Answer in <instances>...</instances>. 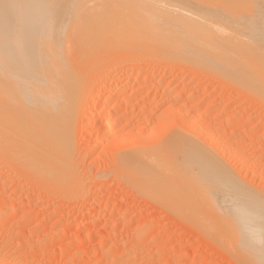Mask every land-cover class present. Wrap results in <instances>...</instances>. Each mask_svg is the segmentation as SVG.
<instances>
[{
  "label": "rangeland",
  "instance_id": "1",
  "mask_svg": "<svg viewBox=\"0 0 264 264\" xmlns=\"http://www.w3.org/2000/svg\"><path fill=\"white\" fill-rule=\"evenodd\" d=\"M43 1H41L42 7H44L43 4L47 5L49 0L46 1L47 3H43ZM79 1L74 2L72 0V2L70 1L63 5V7L66 5L68 7H64L65 9L67 8L63 13L64 18L68 20H76L78 17V15H76L78 10L82 13V10L87 12L85 10L90 8L88 11H91L92 13H90L94 14V8L98 7L95 9L98 11L100 9L99 6L103 7V5L100 4L99 6L97 4H91L93 1L87 2L82 0L80 3ZM203 1L204 0H200L198 4H200L199 7H201V11L204 13V15H214H207L209 18L208 20L212 21H208L206 17L205 21L207 23L205 21L204 22L206 24L210 22L211 24L214 20L215 22L219 21L218 23H220H217V27L215 23L211 24L215 30L211 27H208L211 25L208 24L207 26L205 24L206 28H210H207L208 31L206 28H204L203 30L205 32L207 31V33H213L214 31L216 32L215 34L213 33L215 36L217 33H219V36H217L221 38L223 42L229 40V36L238 35V31L236 30L238 26L236 25H239L237 24L239 19H237V16L240 18L241 14L237 13V11H235L233 8V2L235 3L237 0L232 2L233 5L226 0L227 4L229 3L230 5L228 6L231 8V10L233 8L232 11L234 13L236 12L237 15L236 18L231 16L232 19H230L231 17H228L227 15H232V13L231 10L228 9L229 7L224 5L225 3L220 4L221 6L224 5L223 7L227 6L226 9H228V12L226 14L224 11L225 8L222 7V9H224V13L222 12V9L220 11L221 6L218 8L219 3L216 4L218 9L214 6L213 10V8H210L211 5H208L209 8L207 5L204 6ZM207 1L209 2L214 0ZM51 2L53 3V1H49L48 5ZM55 3L51 4V8L47 7L51 9H48L49 13H46L45 11L41 13L42 7L40 5L38 6V4L34 5V7L37 8L38 6L40 8V17H46L45 19H49V17L54 16V7L57 6V3ZM69 3L75 5L70 6ZM211 3L212 2L208 4ZM215 3H213V5H215ZM47 8L45 6L42 11ZM75 8L78 9L76 10ZM250 9H252V7ZM72 10L74 12L76 10V13H74L75 17L77 16L76 19H74L75 17L74 14H72ZM68 15L69 18H67ZM233 18L237 19V22H235ZM232 25H235L236 27H233ZM223 27H227L229 30L222 29ZM225 30H228L229 33L227 31L225 32ZM231 30L232 32H230ZM233 31L236 33L234 34ZM242 31L244 30H241L240 32ZM230 33L232 34L230 35ZM220 34L224 36H221ZM222 37L227 39L223 40ZM235 41L232 40L231 43H234V45H231L233 48L236 46ZM227 42L226 44H228ZM228 48L231 47L229 46ZM141 49H143V51L145 50V52L147 51L146 48ZM138 50L136 49V51ZM136 51L133 52V54L135 55L139 52V55H136L137 60L132 57L135 59V64L132 68L122 69V71L119 69L118 71L119 65L117 64L121 65L123 63L119 61L114 63L110 69H107L106 71L104 70V74L102 73L103 71L97 72L95 76L97 80L100 79L102 75L107 77L105 84L106 87H104L106 89H96H99L98 92L100 90V92H102L98 94L99 97L95 96V98L92 96V94H87L88 96H85L86 94L84 95V93H88L87 91L90 90L89 85H86L88 87L85 86L86 92L83 91L84 89L82 90L84 92L83 97L85 96V100L83 101V104H81L82 107L76 105L73 118V139L75 138L73 140V145L75 147L74 149H76V152L73 151V159L76 158L73 161V163L75 162L74 169H76L74 173L78 172L77 176L81 177L80 180L76 174H73L72 176L77 177L75 178L77 182H75L74 179L69 181V178H67V182L69 181L68 184L63 185L66 183L65 180L61 182L57 180L58 182H55V184H57L53 185V180L49 181V183L48 180L51 179L46 178V176L44 177L46 180H43V176L41 178V176L35 175L33 172L31 173L25 169L21 170L23 172L21 173V171H19L21 167H19V170L17 167L16 170V167L13 165V163V166H11L9 162L8 165L6 164L7 162H4V158L2 159L0 157V264H264V258H262L264 257V248L261 249L262 245L259 244L260 241L256 239L255 228L246 227V229L244 228L241 231L240 228L243 227L240 226L239 228L236 225L237 222H234L236 219H232L235 224H233L232 221L231 222L233 225L231 223L230 224L232 226L236 225L234 230L239 229V231L235 230V235L232 233V231H234L232 226H226L227 223H225V221H221L223 220L221 217V215H223L221 214L222 211L220 215V211L217 213L218 210H216V214L213 206L211 207V202L209 199L221 194L224 198L218 196L220 197L219 199H226L224 196L226 193L223 194V192H221L220 194V192H217L218 195L212 194L214 195L212 198L207 194L208 197L206 196V200L208 199L209 201H206L203 196H205L207 192L205 193L204 191H200V189L193 190V180L196 178L194 181L197 184L196 181H201V179L197 180L198 175H196V177H192L193 180H189L187 175L188 178H186V181L188 179L189 182L188 184H185L186 181L183 179L182 182L185 181L183 183V188L191 186L190 184L192 182V188L189 187L188 190L187 187L184 190L187 189L188 191H193L192 193L190 191V194H188V191L187 193L183 191L184 195H186L185 198H187V202L182 203L187 205L189 202V205L183 206L184 208H182L181 202L176 201L177 204L180 203L179 205L181 206V209H179L180 206L176 205V202L173 200L175 199L174 195L171 193L168 194L164 188V191H161L162 188L159 189L156 185L159 184L160 186V183H155V178H157L159 182H161L160 179H162V182L164 183H166L168 180L167 185H169V183L172 181L169 178L166 179L168 176L164 177L166 174L164 176L162 174L164 178H162V176L160 178L156 176L154 177V175L159 173L156 171L159 167L153 171L155 174L150 172V174L153 173V177L151 179L154 178V182H152V184L155 183L157 186L155 189V186L152 189H149L150 185L152 184H150L148 188H145L146 185H143V182L140 183L143 178L142 180L137 178V180L133 181V183L135 182L134 184L131 183L128 177H124L123 174L119 175L120 171L119 173H116V171L119 169L115 167L116 163L118 164L116 161H118L119 157L122 155L121 153L126 152L124 149L127 147L128 152L137 151L135 153L136 162H138L139 159L141 162L143 160L145 161V158L148 157V155L149 158H153L154 160L156 158L155 156L158 157L159 153L161 152V147L169 148V145H161H167V143L169 144L171 140H174V136L175 140H177L180 136H184L190 138L191 140L193 139L192 141L197 144V148H202L200 151L205 150L204 153L211 151L210 154L208 153L210 156L211 154L215 155L214 152H216L214 158H217V160L221 158L222 160L220 159L221 161L219 160L218 162H221L220 164L223 163L222 166L227 164L225 166L228 170L225 172L226 174H232L231 172L233 171L232 175L235 176V179L238 180L239 178V181H243V183L245 180L246 185L249 184L252 188L255 187L256 190H259V192L264 195L263 99L258 97L260 99L259 100L256 97V94L253 95L252 92H246V90L244 91L243 89L239 88V85L231 82V77H222L221 75L219 76V74H214L212 67H206L207 64H204L205 68L203 66V68H198L200 71L197 72V68H194L192 65H184L187 67L186 69L184 66H182V64H179L180 61H177L179 62L177 64V62H174V60L165 58L163 59L161 57L162 55L156 52V55L151 57L152 52L151 54H148V52L144 53L142 50H140L142 52L138 51L137 53ZM157 54L160 55V57ZM154 56L162 58V60H159V58H154ZM142 67L144 68V71L141 73L142 76L136 79L138 69ZM191 68L196 70L193 71L192 69L189 71ZM181 70L182 73L179 75ZM192 71L197 74L195 75V73H192ZM144 79H147L146 84L143 82L145 81ZM122 85L124 88H122ZM117 87L119 89L121 87L122 89L119 90ZM192 92L194 97L191 96ZM107 93H112L113 98H111L110 101L104 102L106 101L105 97L107 96ZM78 101H76L77 104L79 103ZM226 102H228V105ZM116 104L118 105L117 107L115 106ZM179 105L182 106L179 107ZM113 106L116 107V110ZM110 109L112 111H110ZM173 109L175 110L173 111ZM101 110L103 111L104 115L99 117L96 115V113L98 114ZM178 114L180 118L183 116V118L185 117V120H188L189 118H192V120H179ZM96 117L99 120L96 119ZM180 121L182 123H180ZM184 121L186 122L185 124H183ZM188 122L189 124L190 122L197 123V125L194 124V126H192L193 123H191L190 125L186 126ZM188 126H190L191 129L188 128ZM98 129L100 130L98 131ZM179 132L182 135H179ZM173 133L175 134L174 136L172 135ZM170 134L172 136H170ZM133 135L135 139L137 137L138 140H134ZM195 136L198 137L199 140H197ZM130 137H132L131 140ZM262 137L263 140L261 139ZM132 140L135 142H132ZM150 142H152V144ZM164 142L167 143L164 144ZM207 142L210 143L207 144ZM158 145L160 147H158ZM152 147H154V149ZM131 148H133V150ZM149 148H152L153 150H150ZM151 151L152 153H154V151L156 152L155 154H150ZM171 153L174 154L173 152ZM150 155L152 157H150ZM220 155L221 157H219ZM142 157L145 158L143 159ZM177 158L178 157H175L174 159L173 157V166H175L174 162L175 160H178ZM151 159L149 160L151 161ZM144 161L141 163V165L144 166L146 163V167L144 166V168H147L151 163L147 166V160L145 162ZM161 163L159 165H163L165 162L162 164ZM139 164L137 165L138 170L143 167H140ZM178 164L179 163L176 161L177 167L179 166ZM186 165H189V167L191 166L190 163ZM151 166L148 168L151 169ZM155 166L156 165L153 167ZM168 166L170 165L167 164L163 167L171 170L173 174L175 173L174 171H178L175 170L177 167L173 169L174 167L172 165L171 168H168ZM180 168L181 165L178 167V169ZM243 169H247L248 171ZM159 171L164 173L161 170ZM195 171L196 170L194 169V172ZM139 174L137 177H140ZM150 177L151 175H149V178ZM163 180H166V182ZM71 181H74L76 184L74 185V183H71ZM162 182L161 184H163ZM205 182L206 181H204V184ZM58 183L60 186H58L59 188H56ZM201 184H203V182ZM201 184L198 186L202 190L204 186ZM208 184L210 185V182ZM80 185L82 186L79 187ZM155 190H157V193ZM208 190L209 189L206 191ZM199 191L205 195H201L198 193ZM199 194L203 197L204 203L198 202V200H202L199 199ZM263 195H260V197H264ZM195 197L198 199L196 200ZM45 203L47 204L45 205ZM203 204L205 206L207 204V208H205ZM229 204L230 201L223 202V205L225 206H229ZM193 206L197 210L193 209ZM186 207L190 208V210ZM192 210H195L197 213L199 212L200 214L198 215H200V218L195 216L197 213L195 214V212ZM223 211L225 210L223 209ZM226 211L230 213V210ZM212 213L215 216H212ZM217 215H220V217L215 218ZM224 215H229L231 218H233L231 213H226ZM40 216L42 218H39ZM205 217H207L208 222H206ZM208 217H210L211 220L210 218L208 219ZM220 218V221L222 222L221 226L220 223H217L215 220ZM212 220L213 222H216L213 223ZM244 232H246L245 235H251L245 236ZM62 234L66 239L62 238L63 241H59L58 239ZM258 244L259 246L257 247ZM259 247L260 249H258ZM259 255L260 257H258Z\"/></svg>",
  "mask_w": 264,
  "mask_h": 264
},
{
  "label": "bare ground",
  "instance_id": "2",
  "mask_svg": "<svg viewBox=\"0 0 264 264\" xmlns=\"http://www.w3.org/2000/svg\"><path fill=\"white\" fill-rule=\"evenodd\" d=\"M41 1L43 0H0V157L2 159L4 158L5 160L4 162H7L6 164L9 165L10 163L11 166L15 165L16 170H17V167H18V170H19V167H21L19 171L23 169L28 170L31 173L33 172V174L35 175L41 176V178L43 176L42 178L43 180H46L44 178L46 176V178L51 179V180H48V182L53 180V185L55 184L57 180L60 182L65 180L66 183H64L63 185L68 184L70 180H73V179L75 180V178L78 177L77 176L78 172L74 173L76 169H74L75 162L73 163V161L76 159V158L73 159V155H74L73 151L76 152V149H74L75 147L73 145L74 143L73 140L75 139V138L73 139V131H74L73 118H74V111H75L76 105L77 106L79 105L80 107H82L81 104H83V101L85 100L84 99L85 96H88L87 94H92V96L94 97L95 96L99 97L98 94L102 92H100L101 90L98 92L99 89L98 90L96 89L97 88L102 89L106 87L105 84L107 81L106 79L107 77L102 75L100 79L97 80L95 76L98 71L100 72L103 71L102 73L104 74L105 73L104 70L106 71L107 69H110V67L114 63H117L119 61L123 63L121 65L117 64L119 65L118 71L119 69L122 71V69L132 68L133 65L135 64L134 60L135 59L137 60L136 55L137 54L139 55L138 51L140 50L143 51V49L141 48H144V49L146 48L147 49L146 52H148V54H151L152 52L151 57H153V55H156V53H158L162 55L161 57L163 59L165 58L169 60H174V62L180 61V63L177 62V64L178 63L182 64V66L192 65L194 68L195 67L197 68V72L200 71L198 68L202 66L205 68L204 64H207L206 67H212V71L214 72V74L216 75L219 74V76L221 75L222 77L223 76L231 77L232 83H236L237 85H239V88L243 89L244 91L246 90V92L247 91L250 93L252 92L253 95L256 94L257 98L259 97L263 99L264 101V0H237L235 1V3L233 2L234 0L232 1L227 0V2L229 1L230 4H232L233 2L234 5L233 4L232 5H233L234 10L237 11V13L241 14L240 18L239 16L236 15V12L234 13L232 11L233 8L231 10V8L229 7L230 5L229 3L227 4L226 0H222L225 2H222L221 0H219V2L218 0L209 1V2L207 0L203 1L204 2L203 5L204 6L207 5L208 8H209L208 5H211L210 8H213L214 6L215 8H217L218 6H219L218 8H220L221 6L220 3H223V4L225 3L224 5H227V6L229 5L228 9H230L232 13V15L227 14L228 17H231V16L235 18L236 16L238 17L237 18L239 19L238 22L236 21L237 19L233 18L235 22L239 24V25H236L238 26L237 29L235 28L238 31V35L229 36L228 38L229 40H226L227 38L222 37L223 40H226L224 42L222 41L221 38L218 37L219 33H217L218 36L214 35L216 33L214 31H213L214 34L212 32H209L210 34L207 33L208 29H210L208 27H211L215 30V28L212 27L211 24L215 23L217 27L218 26L217 23L219 21L215 22L213 20V22L210 24L212 20H208L209 18L207 17V15L209 14L204 15V13L201 11V7H199L200 4L198 3L200 0H85L87 2L93 1V3L91 2V4L93 5L97 4L98 6L100 4V5H103V7L99 6L100 9L98 11L95 10L98 7L93 9L94 10L93 13L95 14V16L94 14H91L92 13L91 11H90L91 13L88 11L90 10V8H87L85 10L87 12H84V10H82L83 11L82 13L84 16L82 15L81 11L78 10V12L80 13L77 12L76 14L78 15V17L76 16L77 19L74 13H76V10L78 8H75L76 9L75 12L73 11L74 9L72 10L73 12L72 14H74L75 18L74 17L72 18L76 20H72V19L68 20L63 17L64 10L68 8L66 5L64 6V7H67L65 9L63 5L67 4L70 1L72 2V0H49V1H53V3L55 2L57 3V6L54 7L55 9L53 8L54 16L49 17V19H45L46 17L45 18L40 17V8L38 6L40 5L42 7ZM46 1L47 0H44L43 3L44 2L47 3ZM73 1L76 2L79 0H73ZM81 1H79V3ZM207 2L208 3L212 2V3L208 4ZM48 3L47 5L43 4L44 7H42V9H44L45 6L46 8L50 6L52 7L51 4L53 3L51 2L49 5ZM213 3H215V5H213ZM36 4H38L37 8L34 7V5ZM216 4H218V6ZM71 5H75V4H70V6ZM223 6H221L220 11ZM227 6L223 7L225 8V10L222 9V12L224 10L225 14L228 12L227 11L228 9H226ZM251 7L252 9H250ZM50 8H47L43 11L41 9V13L44 11L47 13L48 9ZM233 13L235 14V16ZM91 15H93L94 17ZM212 15H209V16H212ZM206 17H207V20L210 21L208 22V24L211 26H208V24H206L207 23L205 21ZM232 17L230 19H232ZM67 18H69V15ZM205 24L208 26L207 27L208 29L206 28ZM232 26L234 27L235 25H232ZM204 28H206L207 30L206 32L203 30ZM222 29L229 30V28L227 27L226 28L223 27ZM228 30H225V32L227 31L229 33ZM241 30H244V31L240 32ZM230 32H232V30ZM235 33L236 32H234V34ZM231 34L232 33H230V35ZM220 35L224 36L222 34ZM232 40L233 41L236 40L235 48L231 46V45H234V43L231 44ZM226 42L228 44H226ZM227 45L228 47L230 46L231 48H228ZM136 49L137 50L139 49V50L136 51ZM134 50L136 51V53L138 52L135 55L133 54V52H135ZM143 52L146 53L145 50ZM158 56L160 57V55ZM132 57L135 59H133ZM159 57L154 56V58H157V59ZM162 58H159V60L160 59L162 60ZM185 68L187 69V67ZM192 69L193 68L189 69V71H191ZM195 70L193 69V71ZM143 71H144L143 67L138 69V72L136 71L137 72L136 79L142 76L141 73ZM193 71L192 73H195ZM181 73H182V70L179 73V75ZM196 74L197 73H195V75ZM144 80L145 81L143 82H145L146 84L147 79H144ZM86 85H89V88H90V90L87 91L88 93L83 92L85 91V88L88 87ZM122 88H124L123 85H122ZM122 88L120 87V89ZM193 92L191 96L194 97ZM83 93L84 95L86 94L84 97H83ZM188 93H191V92H188ZM112 96H113L112 93H107V96L105 97L106 101L104 102L110 101V99L113 98ZM187 98H191V97H187ZM76 101H78L80 104L79 103L77 104ZM225 101H228V100H225ZM226 103L228 105V102ZM115 106L117 107L118 105L116 104ZM181 106L179 105V107ZM116 107H114L115 110H116ZM174 110L175 109H173V111ZM110 111L112 110L110 109ZM96 115L99 117H102V115L104 114H103V111L101 110L99 111L98 114L96 113ZM184 118L183 116L182 118H180L178 114L179 120L184 119ZM96 119L98 118L96 117ZM169 119H170V116H169ZM189 119L192 120V118H189ZM188 120H185V121H188ZM185 121L183 122V124L186 123ZM180 123L182 122L180 121ZM191 123L193 122H190V124ZM190 124L188 122L186 126ZM194 124L197 125V123H193L192 126H194ZM188 128L191 129L190 126H188ZM99 130L100 129H98V131ZM172 135L174 136L175 134L173 133ZM172 135L170 134V136ZM179 135H182V134H180L179 132ZM131 138L132 137H130V140ZM173 138L175 140V136ZM196 138L197 140H199L198 137ZM261 139L263 140V137ZM134 140H138L137 137L136 139L134 137ZM174 140L173 141L171 140L169 144L167 143L169 141L164 142V144L167 143V145L165 144L161 146L169 145L168 146L169 148L161 147L163 151L158 148L159 150H161V152L159 151L160 153L158 157L155 156L156 158L154 160L153 158L152 159L149 158V155L146 158L142 157L143 159L145 158V161L147 160L146 161L147 166L150 163L152 164L153 162L152 166L151 164L148 166V167L151 166L152 167L151 169L148 167L144 168L146 163L144 166L141 165V163H143L144 161L143 159H142L143 160L142 162L139 159L140 161L139 162L137 158V161L140 164L136 162L135 153L137 151H132L133 148H131L132 152H128V149H127L128 147H127L126 149H124L126 150V152L121 153L122 154V155L120 154L121 156L119 155L120 156L119 159L117 156L118 161L116 162H118V164L116 163L117 166L115 165V167H117L119 170L116 171L115 169L116 173L117 172L119 173L120 171L119 175L123 174L124 177L125 176L128 177L131 183L137 180V178L141 180L143 178L142 181L141 180L139 181H141L140 183L143 182L142 183L143 185H146L145 188H148L149 185L152 184V182H154V178L151 179L153 177L152 176V174L154 173L153 171L156 170L157 167H159L157 168L158 170L156 171L159 172L160 174L157 173L156 175H154V177L156 176L160 178L162 174L163 176L166 174L164 177L168 176L166 179L168 178L171 179L173 181V182L171 181L173 184L170 182L169 185H167L168 180L167 182L166 180H163L166 182L164 183L162 182V179H160L161 182L163 183L161 184V182H159L158 179L155 178V183L156 182L160 183V186L159 184H156V185L158 186L159 189L164 188L168 192V194L171 193L172 195H174L175 199L173 200L175 202L180 201L182 208H184L183 206L189 205V202L188 204L185 203L187 205L183 204L184 202H187L186 201L187 198H185L186 195H184L183 191L187 193V191L189 190V187L192 188L193 184H194L193 190L200 189V191H204L205 193L207 192L206 195L203 193H200V191L198 192L201 195H205L203 196L205 200L208 196L212 198L214 195H218L217 192H220V194L221 192H223V194L226 193L224 194V196L228 200L219 199L220 197L218 196H221L222 198H224L222 194L215 196L216 199L215 197L212 199H209L211 202L210 204L211 207L213 206V208L215 209V213H216V210H218L217 213L220 211L219 212L220 214L222 211L221 214H223V215L220 214L223 220H221V218L218 220L217 219L215 220L217 221V223L218 222L220 223V226L222 225L221 223L225 221V223H227L226 226L229 225V227H231L233 224L237 222L238 224L236 223V225L239 228L240 226L243 227V228H240L241 231L244 228L246 229V227L255 228L256 239L260 241L259 244L262 245L261 249H263L264 248V197H260V195H263V194L260 193L259 190H256L255 187L254 189L251 187V185L249 184H248L249 186L246 185L245 180L243 183V181H239V178L238 180L235 179V176L232 175L233 171L231 172L232 174H226L225 172H227L228 170L225 166L227 164L225 166H222L223 163L220 164L221 162L220 163L218 162L221 159L219 158L221 157V155L218 157L219 160H217V158H214L216 155V152H214L215 155L211 154L210 156L209 154L211 151L210 152L207 151L209 154L206 152L204 153L205 150L200 151V149L202 150V148L198 149L197 144L192 141L193 139L191 140L188 137L180 136L177 140L175 141ZM132 142H135V141L132 140ZM210 142H207V144ZM150 143L152 144V142ZM159 145L158 147H160ZM154 147L152 148L154 149ZM152 148H149V149L153 150ZM155 152L156 151L152 153L151 151L150 154L151 153L155 154ZM171 152H173L174 154H172ZM137 156H138V153H137ZM150 157L152 156L150 155ZM173 157L174 159L175 157H178L177 159L179 160V161L175 160L174 162L175 166H173ZM149 159H151L152 162ZM176 161L177 163H179L178 164L179 166L181 165L180 169H178L179 166L178 167L176 166ZM161 162L162 163L165 162L166 164L164 163L163 165H159ZM137 163L139 164L140 167L143 166L139 170L137 168V165H138ZM189 163L191 164L190 167L189 165H186ZM167 164L170 165L168 166V168L169 167L171 168V165L174 167L173 169L177 167V169L175 170H178V171L173 170L176 174L175 173L173 174L171 170L163 167V166H166ZM154 165L156 166L153 167ZM194 169L196 170L195 171L196 173L194 172ZM159 170H161L164 173H161ZM137 172L138 174L140 173L139 174L140 177H137L138 175ZM150 172H153V173L150 174ZM21 173L23 172L21 171ZM73 174H76L77 177L72 176ZM147 174H148V177H147ZM149 175H151L150 178H149ZM187 175L189 177V180L190 179L193 180L194 176L196 177V175H198L197 180L201 179V181L200 180L198 181H200L201 183L203 182V184H204V181L206 182L209 181L210 185L212 182V185L210 186L208 184L209 182L208 183L205 182V184L203 185L198 181H196L197 182L196 184L194 181L196 179L195 178L193 180L194 183L192 184L191 182V184L189 183L191 186H187L188 190L187 189L184 190L185 188H187V187L183 188L184 186L183 183L186 181V178H188ZM163 176L162 178H164ZM67 178H69L68 182H67L68 180ZM78 178L79 180L81 179L80 176ZM183 179H185L184 182H182ZM72 182L74 183V181H71V183ZM75 182L77 181L75 180ZM188 182L189 181L187 179L185 184H188ZM155 183L152 184L153 186L150 185L149 189L150 188L152 189L154 186H155L154 187L155 189L157 187ZM75 184L76 183H74V185ZM199 184L204 186L203 187L204 190L203 188L201 190V188L198 186ZM58 186H60L59 183L56 186V188H59ZM81 186L82 185H80L79 187ZM158 188L157 190L159 191ZM162 189L161 191H164V189L163 190ZM207 189L209 190L206 191ZM157 190H155L156 193H157ZM175 190H176V193H175ZM190 191H188V194H190ZM200 194L198 196L200 197L199 199L200 200L202 199V200L201 201L198 200V202L204 203L203 197L200 196ZM197 199L198 198H196V200ZM209 200L207 199L206 201H209ZM225 201H230L229 206L223 205V202ZM212 202L214 205L212 204ZM46 204L47 203H45V205ZM175 204L180 206L179 205L180 203L177 204L176 202ZM181 206L179 207V209H181ZM194 206H193V209L197 210L196 208H194ZM203 206L205 205L203 204ZM206 206L208 205L206 204ZM206 206L205 208H207ZM186 208L190 210V208L188 207ZM223 209L225 211L230 210V213L233 215L232 216L233 218H231V216L229 215H224L226 213L227 214H230V213H228L227 211L226 212L223 211ZM195 210L194 211L192 210V211L195 212ZM196 213L197 212H195V214ZM198 214L200 213L198 212L197 215L195 216H198L200 218V215ZM213 215L214 214L212 213V216ZM220 215L219 216L217 215V217L215 218L220 217ZM226 216H229V217H226ZM39 218H42V217L40 216ZM205 218H206V222H208L207 217ZM209 218L210 217H208V219ZM228 218H231V219H228ZM232 219H236L234 221L235 223L233 222ZM231 221L233 222V224ZM236 225L232 226L233 230H234V227L236 228ZM226 226H223V227H226ZM235 230L232 231V233L235 234ZM237 231H239V229ZM245 233L246 232H244V235ZM247 235L249 236L251 234H247ZM62 238H65L63 234L59 237L58 240L60 241L62 240ZM259 244L257 245V247L259 246ZM258 249H260V247ZM258 257H260V255Z\"/></svg>",
  "mask_w": 264,
  "mask_h": 264
}]
</instances>
